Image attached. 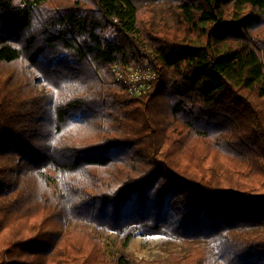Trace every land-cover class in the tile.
<instances>
[{
    "label": "trees",
    "instance_id": "obj_1",
    "mask_svg": "<svg viewBox=\"0 0 264 264\" xmlns=\"http://www.w3.org/2000/svg\"><path fill=\"white\" fill-rule=\"evenodd\" d=\"M0 264H264V0H0Z\"/></svg>",
    "mask_w": 264,
    "mask_h": 264
},
{
    "label": "rangeland",
    "instance_id": "obj_2",
    "mask_svg": "<svg viewBox=\"0 0 264 264\" xmlns=\"http://www.w3.org/2000/svg\"><path fill=\"white\" fill-rule=\"evenodd\" d=\"M113 34H107L111 37ZM145 76L149 77V72L145 73ZM77 223L71 222L69 224L68 230H72ZM82 225V224H81ZM89 230L100 236L104 242L108 254L111 258H114L115 252L121 245V240L117 236V233L113 231H105L103 229H97L93 226H89ZM161 236L156 237H136L129 246L128 251L133 254L138 260H154L165 256L167 249L169 247L168 242L164 241Z\"/></svg>",
    "mask_w": 264,
    "mask_h": 264
}]
</instances>
